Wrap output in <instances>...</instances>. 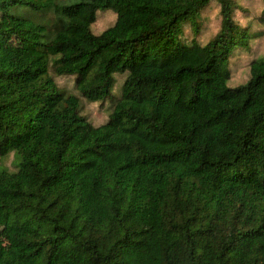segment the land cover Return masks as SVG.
<instances>
[{"label":"trees","instance_id":"16d2710c","mask_svg":"<svg viewBox=\"0 0 264 264\" xmlns=\"http://www.w3.org/2000/svg\"><path fill=\"white\" fill-rule=\"evenodd\" d=\"M212 1L214 39L184 43ZM236 9L0 0V156L17 162L0 170V264H264V57L230 87L254 38ZM99 10L117 20L95 35ZM51 69L91 103L127 73L108 122L82 116Z\"/></svg>","mask_w":264,"mask_h":264},{"label":"rangeland","instance_id":"374dc122","mask_svg":"<svg viewBox=\"0 0 264 264\" xmlns=\"http://www.w3.org/2000/svg\"><path fill=\"white\" fill-rule=\"evenodd\" d=\"M237 9L235 19L240 25L247 29L254 37L246 50L236 51L229 62L231 71L230 87H238L246 83L250 77V64L253 60L264 57V0H233ZM117 16L112 11L99 10L96 22L92 25L93 34L100 35L108 28L114 26ZM200 28L195 33L189 23L184 25L182 40L186 44L195 42L201 46L206 45L214 39L221 26L220 5L216 1L210 2L201 12L198 20ZM194 26V25H193ZM50 75L56 82L57 89L71 96H77L81 100V115L86 117L93 126H101L108 122L114 102L121 97L122 87L127 73L115 75L113 87V99L107 102H89L75 86V75H58L50 70ZM75 141L71 144L74 146ZM16 159L14 154L7 157L0 156V170L7 169L16 171ZM4 227L0 224V233ZM4 241L9 244L11 238L3 236Z\"/></svg>","mask_w":264,"mask_h":264}]
</instances>
